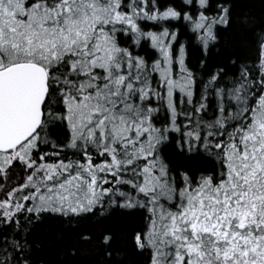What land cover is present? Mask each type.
I'll return each instance as SVG.
<instances>
[{"label":"snow or ice","instance_id":"snow-or-ice-1","mask_svg":"<svg viewBox=\"0 0 264 264\" xmlns=\"http://www.w3.org/2000/svg\"><path fill=\"white\" fill-rule=\"evenodd\" d=\"M258 3L0 0V264H50V221L78 245L113 217L142 264H264ZM222 32L243 51L212 61Z\"/></svg>","mask_w":264,"mask_h":264},{"label":"trees","instance_id":"trees-1","mask_svg":"<svg viewBox=\"0 0 264 264\" xmlns=\"http://www.w3.org/2000/svg\"><path fill=\"white\" fill-rule=\"evenodd\" d=\"M243 6L247 3H255L259 8L258 0H238ZM222 43L218 46L219 55L216 50L210 59L219 61L231 51L241 52L243 37L236 32H222ZM190 60L195 64L201 58V52L195 45L190 46ZM137 224V218H119L113 217L109 220L102 221L99 224H91L89 228L95 233L94 240L91 243L74 244L77 232L80 229H75L70 225L65 227L56 221H50L44 226V230L50 233L51 246L48 247L47 255L50 264H142L143 257L130 249L127 239ZM105 229L115 233L116 239L113 242V259L108 261L104 255V249L99 244L100 233ZM76 247L77 252L72 255L71 247ZM119 255H116V252Z\"/></svg>","mask_w":264,"mask_h":264}]
</instances>
